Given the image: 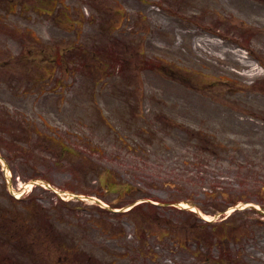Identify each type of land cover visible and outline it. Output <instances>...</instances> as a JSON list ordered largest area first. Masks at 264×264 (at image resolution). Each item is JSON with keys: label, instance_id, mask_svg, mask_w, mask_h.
<instances>
[{"label": "rangeland", "instance_id": "rangeland-1", "mask_svg": "<svg viewBox=\"0 0 264 264\" xmlns=\"http://www.w3.org/2000/svg\"><path fill=\"white\" fill-rule=\"evenodd\" d=\"M230 1L0 0V66L8 64L0 68V157L10 170L0 165V215L9 209L16 219L28 206L8 199L23 191L17 177L42 178L52 189L37 185L32 194L59 230L48 225L42 240L29 242V263L11 254L6 264H60L63 244L78 250L67 264H264V122L249 117L264 97L235 86L233 68L242 62L228 50L235 34L220 17ZM61 4L89 14L79 41L96 46L85 48L90 63L79 55L77 71L55 90L34 77L49 68L41 47L76 39L73 21L53 12ZM58 21L62 30L53 27ZM119 52L123 63L114 59ZM130 103L133 113H126ZM41 118L74 154L32 132L45 129ZM123 183L133 187L127 194ZM56 192H90L117 205L143 198L153 206L128 213L136 223L86 200H72L67 211ZM236 202L244 210L223 219Z\"/></svg>", "mask_w": 264, "mask_h": 264}, {"label": "trees", "instance_id": "trees-1", "mask_svg": "<svg viewBox=\"0 0 264 264\" xmlns=\"http://www.w3.org/2000/svg\"><path fill=\"white\" fill-rule=\"evenodd\" d=\"M13 3V2H12ZM43 12H45V11H43ZM43 14V13H42Z\"/></svg>", "mask_w": 264, "mask_h": 264}]
</instances>
